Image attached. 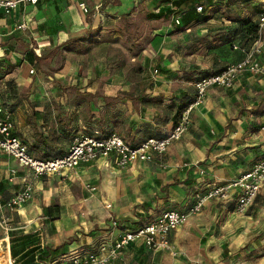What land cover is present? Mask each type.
I'll use <instances>...</instances> for the list:
<instances>
[{
    "label": "rangeland",
    "instance_id": "rangeland-1",
    "mask_svg": "<svg viewBox=\"0 0 264 264\" xmlns=\"http://www.w3.org/2000/svg\"><path fill=\"white\" fill-rule=\"evenodd\" d=\"M136 1V6L131 11L121 13L115 10L119 6L115 4V0H102L100 7L92 10L89 17L91 20L99 11L100 23L97 28L84 29L73 24L74 27L70 26L67 31L65 30L66 35H62L63 28L54 24L49 27L50 33L46 31L44 34L35 33V36L45 38L47 41L44 51H40V44L35 41L37 44L35 54L45 55L37 67L24 60L21 52L23 47L7 40L9 37L7 32L10 29H3L5 27L0 26L2 43L0 59H4L5 63L12 62L17 65L5 77L12 78L16 87L21 74H25L30 82L25 93L18 92L19 105L12 111L14 113L12 118L18 123L21 140L25 143L32 142L33 123L38 133L48 142L67 147L74 135L79 137L84 133H96L95 122L107 111H123L124 119L129 121L134 117L132 113L129 116L128 110L132 108L130 104L126 105L117 98L114 100L102 98L106 91L110 96L118 95L119 87L122 85L112 83L110 79L113 76L120 77L126 89L134 88L135 91L148 80L154 81L164 76L162 80L166 81L168 90L177 91L180 87L191 86L189 82L193 81V74L215 72L224 63L233 61L235 56L242 58L241 49L248 50L237 40L231 42L240 50H232L227 44L219 45L214 42V38L220 33L217 31L229 25L225 15L240 16L241 10L238 9L235 0H189L178 9H173V0H151L146 5L145 0ZM258 1L260 0H252V5H257ZM207 2L209 6L206 5ZM259 3L261 9H264V1ZM228 4L231 6L227 7ZM198 5L203 6L201 11L196 10L199 13L198 20L181 29L177 28L180 25L175 24V19H180L181 13ZM170 8L176 12L166 20H151L142 13V10H146L150 13L163 14ZM1 17L5 24H11L12 16ZM43 17L47 19L48 12L44 13ZM39 18L41 19V16ZM48 19L44 25H47ZM164 26L167 28L159 36L158 33ZM38 30L40 32L41 27ZM33 36H29L30 43L34 42ZM254 45L255 42L252 47ZM256 45L262 46L261 49L264 51V33ZM230 55H233V58ZM260 55L264 58L263 52ZM161 64L168 65L169 68L166 69L162 65V69H159ZM154 69H157V72ZM245 73L257 78L264 77L248 72L241 74ZM261 97H264V89L258 88L257 85L240 83L235 89L220 94L213 105H217L214 107L220 118L222 114L226 119L241 117L240 114L247 115L250 133L259 136L260 116L264 112V103L258 108H253L251 102ZM164 103L167 105L168 100ZM240 106L242 109L238 111ZM193 122L198 123L199 117H194ZM60 124H65L68 128L64 129L59 126ZM125 124L127 127L128 123ZM226 132L230 134L234 131L228 128ZM255 135L248 137V141L255 143L253 141L256 140ZM256 143L258 145L256 150L260 152L264 144L260 141ZM246 147L248 148H245V152L249 150V145ZM142 167L146 165L119 168L112 160L100 159L83 169L62 172L64 174L42 179L37 189L34 182L38 179L28 171V175L18 179L17 183L20 186L29 182L33 187V195L25 205L26 219L40 218L38 224L42 227L59 220L57 221L60 223L58 229L61 231L59 240L61 246H64L61 258L74 251L75 242L78 243L81 239L88 238L89 242L97 239L99 243L100 240H105L109 233L111 235L109 239H113L118 235V231L113 230L115 227L110 217L117 221L119 228L131 229L138 222L149 221V215L155 217L164 209L163 204L159 206L156 199L165 195L163 192L155 191L158 183L150 175H143ZM20 173L22 172L14 173V177L21 175ZM87 187L95 188L94 195L83 200ZM261 188L258 201L247 213L241 215L233 212L234 216L240 219L241 232L234 233L231 240L225 244L220 243L218 247L221 252L219 250L218 255L215 249L214 264L220 262L264 264V185ZM80 197L83 202H79ZM188 202L190 201L186 200L184 204ZM216 202L219 201L212 202L213 207ZM230 202L233 201L219 203ZM106 203L112 204L111 211L105 208ZM177 207L180 208L179 206L170 208ZM207 213L212 217L215 211ZM203 217L201 214L190 216L187 223L190 220L201 221ZM185 225L186 223L179 228L180 234ZM54 230L53 233L56 234ZM9 234L10 231L7 234L0 231V238ZM88 246L90 245L85 247ZM213 246L217 247V244L211 243L210 248H214ZM212 253L200 254L194 262L188 264H211Z\"/></svg>",
    "mask_w": 264,
    "mask_h": 264
},
{
    "label": "crops",
    "instance_id": "crops-1",
    "mask_svg": "<svg viewBox=\"0 0 264 264\" xmlns=\"http://www.w3.org/2000/svg\"><path fill=\"white\" fill-rule=\"evenodd\" d=\"M75 1L78 0H40L37 5L20 7L10 15L12 18L11 24L9 25L4 23L1 17L3 15L0 13V26H4L5 28L3 29H10L9 32H7L9 36L7 39L8 41L21 39L27 43H30L29 36H35V33L37 35L41 34V32L44 34V31L50 33L49 27L54 26V24L60 25V27L63 28V31L61 30L62 35H66L65 30L67 31L70 26L74 27V25H80L84 29H88L89 27L97 28L100 23L99 11L94 14V18L91 20L89 16L88 24L85 25L79 19L78 12L74 6ZM150 1L151 0H145V5L150 3ZM263 1L264 0H260L258 2ZM136 2V0H119V6L115 8V10L121 13H128L134 6H136ZM183 4L179 7L181 8ZM207 6H209V4H207ZM179 7L173 6V9H178ZM46 12H48L49 19L47 18V25H44L47 19L44 18L43 15ZM175 12L176 11H174V13ZM40 16L41 19L39 18ZM19 22H25L28 25V28L23 32L16 30L15 26ZM40 27L41 30L39 32L38 29ZM166 28L167 27L164 26L158 35L160 36V34H162L161 32L165 31ZM37 35L35 37L33 36L34 43L37 41V44H40V51H44L43 48L47 45V41H45L46 39L44 38L45 36L43 37L44 39H42ZM10 36L15 38L10 39ZM39 40L42 42H39ZM0 44L2 45V43ZM227 45L232 49V45L234 44ZM262 52L264 53L263 49ZM43 56L45 55L40 57ZM230 56L233 58V55ZM235 57L233 61L226 62L222 66L227 65L228 63L237 62L241 59V57ZM162 65L163 64H161L159 69H162ZM167 66L168 65H163V67L168 69L169 67ZM154 70L157 71V69ZM192 76L193 81L190 80L189 82L191 86L180 87L177 91L168 90L167 84H165L166 81L162 80V78L164 79V76L159 77L154 81L151 79L148 80L144 85L139 87L138 91H135L134 88H132V90L126 89V85L122 84L123 81L120 77H111L110 81L112 83H121L122 86L119 87L118 95L110 96V94L107 93L108 91H106L105 96L103 94L102 98L105 97L106 99L109 98L113 100L114 98H117L126 105L130 104L132 108L128 110L129 116L131 113L134 116L129 119V121H126L124 119L125 113L123 111L120 112L121 114L116 117L118 122L114 127L116 134L120 135L126 142L132 145H135L149 137L165 136L173 125L171 118L174 113L195 93L194 82L201 75L193 74ZM18 80L19 83L17 87L19 92L25 93L30 86L29 80L26 79L25 74L19 75ZM240 83H248L251 86L257 85L258 88L264 89V77L257 78L246 73L238 76L230 89L217 87L210 88L206 93L203 103L192 112L189 129L181 135L182 137L179 140L174 141L163 155L155 157L154 160L145 163L133 164L140 166L146 165V167H142L143 171H141V173L145 176L150 175L158 183H156L157 186H155V191L163 192V195H165V197H159L156 199L158 200L157 204L159 206L160 204H163L164 209H161V212H159L155 217L149 215V221L147 222L156 219L163 211L166 210H186L194 202L197 193L205 192L214 184H223L232 181L242 173L246 172V170H249L259 159L264 158V147L261 145L263 149H260V152L256 150L258 147L256 142L260 141L264 144V132L261 131V128L264 127V112L260 116L261 122L259 123L258 130L260 135L256 136L255 134L250 133L248 129L250 122L247 121V115L243 116L240 114L241 117L226 119L221 113L222 118H220L219 113L216 112L217 105H213V103H216L215 100L220 94L235 89L237 85H240ZM137 95L144 97L145 101L143 102L141 99L130 101L127 99V97L134 98ZM156 99H159V101ZM167 100L169 104L167 105L170 106L169 108L164 103L167 102ZM251 103H253V108H258L264 103V97L258 98ZM241 109L242 107L240 106L237 110L239 111ZM116 112L119 113V111H107V113L102 115V117H110V113L115 114ZM244 113L247 114L246 111H244ZM197 116L199 117V122L194 123L193 118H196ZM125 122L128 123L127 127H125ZM14 123V135L21 140V134L18 133V123L15 120ZM32 125L34 127L33 123ZM228 128L233 129L234 132L230 134L227 133L226 131ZM95 132H98L97 128ZM33 134L34 136H32V142L26 143L29 147H31L35 142V133L33 132ZM251 135L256 136L257 141L253 139L255 143L248 141V137ZM247 144L249 145V152H245V148H248L246 147ZM69 146H61L65 149L64 154ZM40 152L41 151H38L36 148H32L31 150V153L37 157H40L38 156ZM98 160L80 165L77 169H83L86 165L92 164ZM109 160L114 162L113 158H109ZM12 169L14 170V173L22 172L20 173L21 175L14 177V174L12 175L10 173ZM28 171L29 170L27 168L22 167L13 158L6 155H0V199L2 201L7 200L21 189L22 185H17L18 179L24 177L26 174L28 175ZM10 177L12 179L11 181H9ZM46 178L41 177L38 178V182H34L36 189L39 187V183H41L42 179ZM259 194L260 192L258 193L254 204L249 209L256 204L259 199ZM84 195V198L90 196L87 190ZM186 200H189L190 202L185 205L184 203ZM81 201L82 199L80 197L79 202ZM212 202H214V200L207 201L202 207L199 214L204 215V217L201 221L190 220L187 223L189 220L188 218L181 234L178 230L182 225L169 233L168 238L175 250V254H172L167 250H152L147 248L141 241H135L126 246V248L123 249L120 258L112 264H188L191 261L194 262L200 254H205L207 252H213L211 254V261H213L211 264H214L215 249H217V253L219 255L221 249L218 246L230 241L231 237L235 235L234 233L241 232L240 227L242 225L240 223V219L236 218L233 214L235 206L234 202H230V204H221L219 201L216 202L215 207H213L214 203ZM25 205L19 210L13 212L14 214L7 213L10 220L9 224L12 229L10 230V234L7 235L8 241L3 239L5 237L0 238L1 250L8 248L9 254L13 251L15 257L17 258L16 264L62 263L64 258H61L60 255L61 251L64 250V246H61V242L59 240L61 236V231L58 229L60 223L57 222L59 220L49 222L45 225V227H42V225L38 224V220L40 218L26 219L27 212ZM107 205H109V207H107ZM175 206H179L180 208H170ZM105 208L111 211L112 204L106 203ZM212 210L215 211V213L214 216L210 217L207 212ZM110 215L111 214H109V216ZM142 224L144 223L138 222L131 229H121L118 227L117 223V227L113 230L118 231V235L113 239H109L111 236L110 233L106 236L105 240H100L99 243L97 239H94L92 242H89L88 238L81 239L78 243L75 242L76 248L69 254L74 253L75 251L92 250L93 247L96 246L95 248H97L100 244L109 247L122 233L125 231H132ZM52 229L56 234L53 233ZM211 243L217 244V247L213 246L214 248H210ZM86 245L90 246L85 247ZM57 248L59 249L58 252L53 253L52 251ZM223 249H225V247ZM25 254L27 255L24 256ZM42 254L46 257L49 255V259H47L45 263H42L41 260H39V256ZM173 257H179L182 260ZM219 264H221V262Z\"/></svg>",
    "mask_w": 264,
    "mask_h": 264
},
{
    "label": "built area",
    "instance_id": "built-area-1",
    "mask_svg": "<svg viewBox=\"0 0 264 264\" xmlns=\"http://www.w3.org/2000/svg\"><path fill=\"white\" fill-rule=\"evenodd\" d=\"M39 1L0 0V13L10 16L20 7L34 6ZM101 1L78 0L74 2L79 19L83 24H88V17L92 10H97L100 7ZM196 10L201 11V7L198 5ZM179 23V19H175V24ZM258 26L259 37L254 47L249 50L241 49L243 57L239 61L228 63L222 70L203 76L194 82L193 99L183 108L179 119L173 123L165 136L149 137L135 145L126 142L115 133L103 138L95 135L79 136L72 140L65 154L53 158H40L34 156L28 149L29 146L14 135L15 123L12 113L3 105L0 92V155L13 158L22 167L27 168L36 179L75 171L80 165L98 159L113 158L115 165L119 168H127L135 163L150 162L155 157L163 155L171 144L179 140L181 135L189 129L192 112L203 103L210 88L230 89L242 72L264 75V60L260 57L262 46L256 45L261 34L264 33V12L258 16ZM27 28L28 25L25 22H19L15 26V29L20 32ZM232 49L240 50L236 45H232ZM261 131L264 132V127L261 128ZM10 173L13 175L14 170L12 169ZM11 180L10 177L9 181ZM263 185L264 158L259 159L249 170L232 181L214 184L205 192L197 193L194 202L186 210L163 211L156 219L144 223L132 231H125L109 247L101 245L97 251L71 253L60 264H112L120 258L123 249L135 241H141L152 250H167L175 254L168 238L169 233L186 223L190 216L199 214L207 201L217 200L226 203L233 199L234 212L242 215L254 204ZM86 190L92 196L95 188L87 187ZM32 195V185L25 182L21 189L10 198L4 201L0 199V230L3 233L7 234L12 229L7 213L19 210L31 199ZM111 222L114 227H117V222L114 219L111 218ZM4 237L3 239L8 241V236ZM0 264H16V260L9 254L8 248L0 251Z\"/></svg>",
    "mask_w": 264,
    "mask_h": 264
},
{
    "label": "trees",
    "instance_id": "trees-1",
    "mask_svg": "<svg viewBox=\"0 0 264 264\" xmlns=\"http://www.w3.org/2000/svg\"><path fill=\"white\" fill-rule=\"evenodd\" d=\"M118 0H115V4H118ZM175 7H179L181 4L189 2V0H173L172 1ZM235 2L238 4V9L241 10L240 16H234L230 17L229 15H225V18L227 21H229V25H226L223 29L218 30L217 32H220L215 38L214 42H217L219 45H226V44H232L231 41L237 40V42L243 46L246 49H250L253 45L254 42L257 41L259 37V26H258V16L264 12V9H261V5L258 2L257 5H252V0H235ZM209 2H207L208 4ZM206 4V5H207ZM255 4V3H254ZM201 7V10L203 9L202 5H199ZM227 7H230L231 5L228 4L226 5ZM142 13L144 14L145 17L153 20V19H163L166 20L174 13V10L172 9H167L163 14L159 13H150L147 12L146 10H142ZM198 12L196 11V7L193 9H189L185 11L184 13L180 14V27H177L181 29L183 26L189 25L192 21L198 20ZM233 27L231 30L230 27ZM14 42L16 46L23 47L22 55L24 57V60L27 61L29 64H32V66L37 67L40 62L45 58V56L40 57L35 54V49L36 43H27L24 40L21 39H14ZM238 44V45H239ZM16 63L12 62H4V59H0V92H1V98H2V103L3 105L8 109L10 113L15 109V107L18 105V97H19V89L16 87L14 80L12 78H7L5 77L6 74H9L14 68H15ZM225 67L222 66L217 72L222 70ZM213 73V72H212ZM211 74V73H208ZM208 74H203L200 77H198L196 80L199 78L206 76ZM195 80V81H196ZM148 87V86H147ZM194 96V95H193ZM193 96L189 98L184 104H182L177 111L174 113L172 116L171 120L173 123L179 119L180 113L182 112L183 108L187 105L188 102H190L193 99ZM126 99V98H125ZM128 100L133 101V100H139L141 99L143 102L145 101L144 97L141 95H137L134 98H128ZM121 113L116 112L115 114L110 113L109 116H100L97 121H96V128L97 131L96 133H84L83 135L80 136H97L99 138L107 137L112 133L116 132L114 131V127L117 124L116 117H118ZM59 126L63 127L64 129H67V125L65 124H60ZM33 132L35 133V142L31 147H28V149L32 150V148L38 149V151H41L38 156L40 158H53L56 156H61L64 154L65 149L61 146H56L54 143L48 142L47 139L43 138L41 134L38 133V129L36 128V125L33 127ZM98 133V134H97ZM120 136V135H119ZM78 137L77 135L72 136V140ZM23 142V141H22ZM26 144V143H25ZM40 149V150H39ZM257 198V197H256ZM256 200V199H255ZM232 201H234L232 199ZM102 245V244H100ZM100 245L97 246V248H94L92 250H86V251H75V252H89V251H97ZM58 248L54 251L53 253L58 252ZM10 255L15 258L16 263H17V258L14 255V252L11 251ZM25 254L24 256H26ZM39 256V260L41 262L45 263L48 257ZM70 254L64 256V258L68 257ZM22 256V257H24Z\"/></svg>",
    "mask_w": 264,
    "mask_h": 264
},
{
    "label": "bare ground",
    "instance_id": "bare-ground-1",
    "mask_svg": "<svg viewBox=\"0 0 264 264\" xmlns=\"http://www.w3.org/2000/svg\"><path fill=\"white\" fill-rule=\"evenodd\" d=\"M6 240H7V239H6ZM0 251H2V250H1V247H0Z\"/></svg>",
    "mask_w": 264,
    "mask_h": 264
}]
</instances>
